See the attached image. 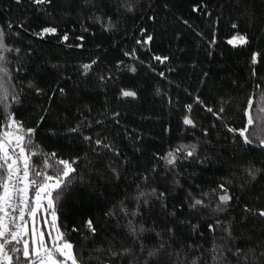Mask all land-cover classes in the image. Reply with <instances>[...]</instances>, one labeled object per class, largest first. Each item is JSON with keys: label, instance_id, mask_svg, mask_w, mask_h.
<instances>
[{"label": "trees", "instance_id": "obj_1", "mask_svg": "<svg viewBox=\"0 0 264 264\" xmlns=\"http://www.w3.org/2000/svg\"><path fill=\"white\" fill-rule=\"evenodd\" d=\"M0 31V132L34 130L25 239L55 153L75 171L35 213L79 264H264V0H0Z\"/></svg>", "mask_w": 264, "mask_h": 264}, {"label": "snow or ice", "instance_id": "obj_2", "mask_svg": "<svg viewBox=\"0 0 264 264\" xmlns=\"http://www.w3.org/2000/svg\"><path fill=\"white\" fill-rule=\"evenodd\" d=\"M36 3H42L44 0H35ZM55 28H45L42 30L40 35L45 33H55ZM67 39V36L64 37ZM152 37H148L150 41ZM245 44L247 43V39L245 36H234L232 40H229V44H233V46H237L236 43ZM3 49V32L0 31V50ZM4 57L0 55V60ZM157 60L163 62L167 59V57L161 58L156 57ZM256 56H253V62L255 63ZM86 69L89 68V65L84 66ZM133 71L135 69H132ZM4 69L0 67V72H3ZM124 96H134L135 93L131 91H125L122 93ZM6 99V97H4ZM248 109L245 111V115H247V125L242 129H230V131L238 132L239 135L243 138L246 144H250L252 141L246 135L249 131L248 125H252L255 122V117L251 114L249 110L253 108V101L249 99L247 101ZM191 108V105H189ZM211 111V109H209ZM261 112H264V108L260 109ZM8 127H15V132H0V264H4L6 261L7 264H15V262L23 261L24 264H79V261L74 253L73 246L70 242L67 241L66 237L63 233H60L55 243L52 247H48L43 239V233L40 234V238L37 240L35 229H33L32 242L25 239L24 236L27 234L23 231V225H19L15 223V217L12 216V213L6 211V205L8 208H12L13 211L18 209L20 215L19 219L21 221L25 220L24 216V207L27 206V201L25 200V193L29 185L37 184L35 179H28L29 171L31 170V165L28 162L30 160V156L26 155L28 152V147L30 143L31 134L34 132L33 129H23V126L19 124V122L15 121L14 118L9 115L8 117ZM185 124H192V120L189 118H185ZM5 137H13L14 142L17 148H19V153L16 156V159H12L9 155ZM11 142V141H9ZM99 143V142H98ZM261 146H264V140L260 141ZM193 153L190 151L188 155H192ZM34 155V153H33ZM168 164L175 163V155L174 153H168V156L165 157ZM20 160L24 161L23 164V175L18 176V182H24L27 180L25 187L17 188L14 185L10 189V182L12 181L14 176H17L19 172L18 162ZM10 161V162H9ZM50 161H55V164ZM58 167L59 171L55 177L48 176L46 173L36 172V176H41L44 179V183L39 185V190H47L49 187L54 190H60L65 183L64 178H68L71 176V173L75 171L72 168L71 163L66 160H56L55 153H52L49 159L45 160V168L50 167ZM63 166V167H59ZM251 172V170H250ZM54 180L55 182L51 185H48L46 181ZM224 186L221 185V188ZM39 190L37 191V195H39ZM51 193H49L50 195ZM14 196H19V202L17 204H13ZM53 199H58L54 197ZM232 197L227 194V190L225 189V194L219 197V200L223 204H227ZM197 204H201V201H196ZM53 207V200H49L48 208ZM35 209L29 211L28 215L32 216L35 213ZM261 216H264V211L259 213ZM10 217L8 222L6 223L5 217ZM88 227L95 231L92 228V222L88 221ZM11 246V247H9ZM9 253H15V257Z\"/></svg>", "mask_w": 264, "mask_h": 264}, {"label": "rangeland", "instance_id": "obj_3", "mask_svg": "<svg viewBox=\"0 0 264 264\" xmlns=\"http://www.w3.org/2000/svg\"><path fill=\"white\" fill-rule=\"evenodd\" d=\"M3 61H4L3 59L0 60V67H2L4 69L3 72H0V77L2 78L1 81L4 84H7V82L5 80H7L6 76L9 75V72H7L6 66L3 64ZM1 81H0V87H1ZM0 91H1V93L2 92L4 93L3 89H0ZM44 182H42V183H44ZM54 182H55L54 180L46 181V183L48 185H51ZM51 189L52 188L49 187L45 191V190H39V187H38L39 195H37V192H36V202L34 203V208L33 209L36 210V209H38V207H41V209H44V204H43L42 201L44 199H46L47 203H49V200H52L51 194L49 195V193H51ZM263 211H264V208H263ZM30 222H31V233H32L33 229H35L37 240L40 238V234L43 233V239L45 240V243L47 245V242H46V222H43L44 225H42V223L40 225L41 218L39 219L38 215L36 216V213H35V215L31 216V221ZM50 225H51V232H52L51 237L54 239L55 243H57L56 238L61 233V229H60V225H59L57 214H56L55 210H53V209L50 210ZM47 229H48V227H47ZM66 239H67L68 242H70L72 244V241L70 239H68V238H66Z\"/></svg>", "mask_w": 264, "mask_h": 264}, {"label": "built area", "instance_id": "obj_4", "mask_svg": "<svg viewBox=\"0 0 264 264\" xmlns=\"http://www.w3.org/2000/svg\"><path fill=\"white\" fill-rule=\"evenodd\" d=\"M11 141V142H9ZM5 143H6V148H7V151L9 153V155L13 158V159H16V156L17 154L19 153V148L16 147L15 145V142L10 140L9 138L5 137ZM23 164H24V161L23 160H20L18 162V168H19V172L17 173V176H14L12 181L10 182V189L11 187L14 185L15 187L17 188H23L25 187V181L24 182H18L17 180V177L18 176H21L23 175ZM19 202V196H14L13 198V204H17ZM6 211L12 213V216H14L16 219H15V223L16 224H19L20 225V219H19V211L18 209L16 211H13L12 208H8L7 205H6ZM10 219V217H5V220H6V223L8 222V220Z\"/></svg>", "mask_w": 264, "mask_h": 264}, {"label": "crops", "instance_id": "obj_5", "mask_svg": "<svg viewBox=\"0 0 264 264\" xmlns=\"http://www.w3.org/2000/svg\"><path fill=\"white\" fill-rule=\"evenodd\" d=\"M53 241H54V240H53ZM53 241H52V242H53ZM53 244H55V241L53 242Z\"/></svg>", "mask_w": 264, "mask_h": 264}]
</instances>
